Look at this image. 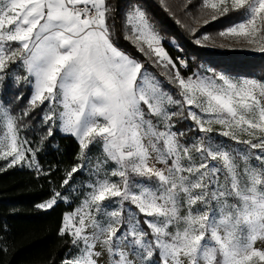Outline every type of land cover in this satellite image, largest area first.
Returning a JSON list of instances; mask_svg holds the SVG:
<instances>
[{
  "label": "snow or ice",
  "instance_id": "6c2138e0",
  "mask_svg": "<svg viewBox=\"0 0 264 264\" xmlns=\"http://www.w3.org/2000/svg\"><path fill=\"white\" fill-rule=\"evenodd\" d=\"M199 11L204 25L240 13L218 35L264 53V0H202ZM112 12L108 0H0V83L18 64L27 75L15 81L32 88L22 114L0 101V170L46 174L19 124L44 105L42 140L59 127L87 161L62 185L86 168L92 177L81 205L63 217L59 235H70L76 251L61 264H264L256 246L264 243V82L185 79L176 70L168 83L177 99L114 44ZM123 27L137 51L146 45L158 64L175 68L142 8L132 5ZM185 120L192 123L177 128ZM58 200L67 197L54 192L37 207Z\"/></svg>",
  "mask_w": 264,
  "mask_h": 264
},
{
  "label": "trees",
  "instance_id": "16d2710c",
  "mask_svg": "<svg viewBox=\"0 0 264 264\" xmlns=\"http://www.w3.org/2000/svg\"><path fill=\"white\" fill-rule=\"evenodd\" d=\"M164 2L108 0L113 9L109 19V24H114L113 42L133 54L139 53L137 48L124 38L128 30L123 27L125 13L132 5H138L162 38L164 48L177 63L183 76L188 77L196 72L207 71L208 67L213 70L210 74L221 72L231 77L264 81V53L218 52L195 43V35L188 29L187 19L189 16L194 17L195 14L201 15L199 11L201 0H193L191 4H186V0H177L181 10L171 0ZM239 19L240 13H230L206 25L205 31L219 38L218 33L221 30ZM172 41L177 43V47L171 44ZM182 55L185 56L187 68H181L179 65L177 58ZM13 88L12 91H5V94L13 95L12 113L22 114L23 109L28 106L31 90L29 91L26 86H20L15 90ZM44 111L46 107L41 105L23 117L19 124L20 136L27 139L28 146L36 151V160L42 172L46 174H38L35 169L27 166L0 170V249H3L0 251V264H61L74 249L71 237L66 234L60 236L59 231L65 214L82 203L87 189L85 185L91 179V175L82 170L73 174L68 185H62L67 172L78 163H83L77 159L80 147L75 137L64 134L59 127H53L52 136L42 140L49 127L41 119ZM190 124L191 122L183 121L178 122L176 126L185 129ZM92 146L89 154L94 155ZM4 168V164L0 162V169ZM54 192L67 197L68 201L58 200L51 209L37 207L51 199Z\"/></svg>",
  "mask_w": 264,
  "mask_h": 264
},
{
  "label": "rangeland",
  "instance_id": "374dc122",
  "mask_svg": "<svg viewBox=\"0 0 264 264\" xmlns=\"http://www.w3.org/2000/svg\"><path fill=\"white\" fill-rule=\"evenodd\" d=\"M162 1L164 2V0H162ZM171 1L174 2L175 4H177L178 7L181 10V7L178 4L177 0H171ZM201 2H202V0H201ZM190 6H192V5H190ZM192 11L194 12V10H192ZM197 17H200V15L199 14H195L194 17L189 16V18L187 19V27L191 31V33L193 35H195V41L197 39H200L202 37V34H207L210 37L209 40L202 41V43L198 44V45H200V46H202V47H204V48H206L208 50L218 51V52H229V53L251 52V53H260L259 51L253 50L254 46L253 45H249L242 38H239V39L238 38H224V37L215 38L213 35H209L205 31V26L206 25L203 24V19L204 18H200V21L197 23L196 19H195ZM193 29H195V32H193ZM171 44L174 45L175 47H177V43L175 41H172ZM115 45L119 49L123 50L125 53L129 54L132 58H134L137 61L141 62L144 65V69L147 70V73L150 74V75L155 76L156 79L161 83L162 87L165 90L171 92L174 95L175 98H177V99L180 98L178 96L179 89L174 87L172 84L168 83L169 77L174 76L175 71L179 70L177 63H175V68H172L171 65H169L167 68H165L163 65L158 64L156 62V58L151 55V53L148 51L146 45L144 46V48H145V52L144 53H141V52L136 53V52H134L135 54L129 52L126 49H123V48L119 47L117 44H115ZM161 46L164 48L162 38H161ZM164 50L167 52V50L165 48H164ZM177 59H178V62L180 60H183V61L186 62L184 55L179 56ZM179 65L181 66V68H185L180 63H179ZM206 69H207V71L196 72V73L199 74V75H212V74H210V71H213V70L208 68V67H206ZM6 72L8 73V75H6L4 80H3V82L0 83V101H3L5 105H9L10 108H11V105L14 104V100L12 99L13 95L5 94V91L7 92L8 90H11L14 86L15 87L13 88V90H15V88L18 89L20 86H24V87L26 86V87L29 88V91L31 90L30 91V95H31L32 88H31L30 85H28L23 80H21L19 83H17L15 81V79H14V76H16V75H19L20 77H24L25 75H27L26 72L24 71L23 67L18 66V64L10 65L9 68L6 70ZM218 73H221V72H218ZM222 74H224V73H222ZM180 75L183 78L187 79L189 76H192L193 74H190L188 77L183 76L181 73H180ZM224 75L229 76L227 74H224ZM229 77H231V76H229ZM193 78H195V77H193ZM232 78H247V77H232ZM251 79H254V78H251ZM255 80L260 81V82H264V81H261V80H258V79H255ZM172 110L174 111L175 109H172ZM174 119H176V118H174ZM185 121L186 122H191V121H187V120H185ZM218 139H224L226 142L231 143L230 141H227L226 138H223V137H218ZM92 147L94 148V155L97 154L98 153V147L95 146V145H93ZM28 155H29V158H31V154H28ZM90 155H93V154H90ZM0 162H2L4 164V166H6V164H7V161L0 160ZM83 163H87V161H83ZM84 170L89 172V173L91 172V169H89V168H86ZM86 192H87V189H86ZM84 199H85V197L83 198V200ZM83 200H82V202H83ZM65 201H68V199L65 200ZM77 208H75L73 211L67 212L65 215L73 213ZM66 235H68V234H66ZM68 236L70 237V235H68ZM256 246L257 247H264V243L258 242ZM75 251H76V249L74 248L73 251L71 252V254H69V257L71 255H73L75 253Z\"/></svg>",
  "mask_w": 264,
  "mask_h": 264
}]
</instances>
